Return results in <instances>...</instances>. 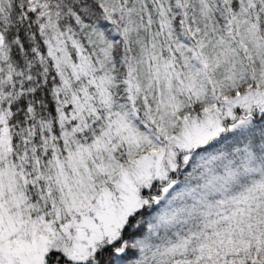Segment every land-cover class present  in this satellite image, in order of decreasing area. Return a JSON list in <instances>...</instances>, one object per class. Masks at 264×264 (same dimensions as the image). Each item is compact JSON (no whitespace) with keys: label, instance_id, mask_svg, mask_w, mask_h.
Wrapping results in <instances>:
<instances>
[{"label":"snow or ice","instance_id":"1","mask_svg":"<svg viewBox=\"0 0 264 264\" xmlns=\"http://www.w3.org/2000/svg\"><path fill=\"white\" fill-rule=\"evenodd\" d=\"M0 264H264V0H0Z\"/></svg>","mask_w":264,"mask_h":264}]
</instances>
